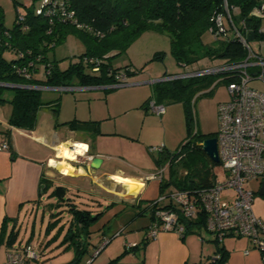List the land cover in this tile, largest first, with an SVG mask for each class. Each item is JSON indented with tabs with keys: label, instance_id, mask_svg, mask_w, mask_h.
<instances>
[{
	"label": "trees",
	"instance_id": "trees-1",
	"mask_svg": "<svg viewBox=\"0 0 264 264\" xmlns=\"http://www.w3.org/2000/svg\"><path fill=\"white\" fill-rule=\"evenodd\" d=\"M36 1L38 0H30L32 7H27L26 13L22 15L23 21L17 22L18 14L11 28L4 26L0 9V83L43 88L112 86L116 83L114 75L120 71L113 68L110 59L125 53L130 45L146 31L165 33L170 40L172 57L185 69L200 60L236 63L247 56V51L234 37L229 27L225 28L220 37L213 38V43L203 42V35L209 33L214 27V17L222 12L224 0H67V12L72 17L59 21L55 18L51 22L49 18L35 13L33 4ZM260 1L226 0V3L229 7L236 8V12L232 15L233 24L243 35L253 32L254 39L264 40V34L259 31L260 20L250 16L251 10ZM71 34L81 37L88 44V48L78 56L76 61L69 62L65 69H61L56 60L48 58V53ZM5 53L13 54L14 58L7 60L4 57ZM111 54L114 55L110 56ZM159 58L161 54H155V59ZM89 60L94 62L88 63ZM41 66L43 77L39 79L35 77V74ZM94 66L98 67L97 72L92 71ZM125 70H127V77L134 75L133 71H129V67H125ZM204 78L205 76L187 77L169 80L164 84H155L151 86V96L147 102L153 99L161 104L162 99L168 98L172 102L181 103L184 107L188 130H190L192 118L188 100L190 96L193 97L207 87V84H211L210 79ZM233 80L235 79L229 78L222 81L227 85ZM3 88L5 87H0V93ZM12 90L11 99L0 98V105L8 103L11 106L7 122L9 127L32 131L36 126L37 114L41 107L50 106L54 110L58 107L59 99H56L53 104L43 102L41 90L23 88ZM86 124L74 121L63 123L70 130L83 131L89 128ZM95 128H93L94 132L97 130ZM213 137H216V133L194 134L196 143L190 148L189 153L202 150L198 143ZM191 141L183 144L177 154L162 153L157 160L159 166L164 162L177 161V156L180 157L179 162L186 158L188 153H183V150ZM213 165L217 164L206 157V165L200 166L194 172L192 179H187L190 174L186 172L184 179L179 182H174L172 171L169 169L168 182L161 181L159 184L160 193L165 186L170 185L181 191L209 190L217 182L212 170ZM43 186V192L47 191L48 186L46 184ZM50 196L56 198V204L66 202V205L72 206L67 202L66 188L63 186L54 187ZM151 203L152 201L148 206L150 210ZM73 207L67 209L71 220L62 243H66L68 247L74 246L75 256L66 264H81V259L88 252L84 239L91 232L87 229L94 220L99 216L102 217L105 211L93 218L89 211ZM162 208L166 209L168 206ZM192 226L205 230L202 217L197 221L185 223V233L189 232ZM62 230L63 227L60 231ZM4 233L5 231L2 235ZM17 235V232L11 230L7 241H14ZM81 236L84 237L83 240ZM106 240L109 242V239L104 238L97 249ZM213 242L217 244L215 255H219V258L211 257L207 261L209 264H224L228 255L224 248L220 247L221 243L215 242L214 238Z\"/></svg>",
	"mask_w": 264,
	"mask_h": 264
},
{
	"label": "rangeland",
	"instance_id": "rangeland-1",
	"mask_svg": "<svg viewBox=\"0 0 264 264\" xmlns=\"http://www.w3.org/2000/svg\"><path fill=\"white\" fill-rule=\"evenodd\" d=\"M40 4V0L34 2L33 9H38ZM27 7H32L30 0H0V9L3 14L4 26L6 28H11L16 16L18 14L24 15ZM224 24L227 26V22H224ZM203 42L207 44L213 43V38L208 32L203 35ZM87 45L88 44L83 41L81 37L71 34L68 35L61 44L55 46L54 49L48 53V58L50 60H56L59 63V67L65 69L69 62L76 61L78 56L86 51L88 48ZM157 53L161 54V58L155 59V54ZM112 55L114 54H111L110 56ZM4 57L7 60H11L14 58V55L11 53H5ZM110 62L113 68L118 69L119 71H123L125 70V67H129L131 71L136 73L133 76L128 77V85L138 83V80L154 82L152 85L149 84L139 87L141 98L137 100L138 105H141V101L150 95L149 88H151V86L153 87L155 84H164L165 82H168L161 81L163 78L171 76L178 77L176 79H184L187 77L180 76L185 75L187 72H196L214 66L212 63H207L206 60H200L187 69L179 66L171 55L170 40L168 36L165 33H155L152 31H146L141 34L130 45L125 53L112 57ZM35 77L39 79L43 77L42 66L35 74ZM204 79H210L211 84H207V87L203 90L200 89L201 91L193 97L190 96L188 100V106L192 118L190 130H188L183 105L181 103L172 102L168 98L162 99L161 104L165 107L166 114L160 117L148 110L144 111L146 115L143 114V116L139 115V109L136 111H128L127 109L123 110L121 108L123 105L120 106V104L122 103V100L126 98L125 96L129 91V88L133 87L115 88L106 94L105 91L98 89L75 90L74 88L78 86H70L68 87L70 89L67 90L43 89L41 90V96L43 102H50L51 104L55 103L56 99L61 97L63 110L58 118L59 122L71 120L76 109L78 115H82V113H88V111L86 112L88 107H99L103 108L105 115H107L106 109H108V107H117L114 112H112L113 114L110 119L101 122L100 131L104 133H112V135L115 133H129L131 136L134 135V137H137V139L140 137L142 138L137 143L127 140L122 141L119 139L122 147L114 144L112 140L108 139L107 144H103L101 149V152L104 154L103 164L96 171L135 175L155 173L154 175H158V178H160L163 183H167L169 169H171L174 182H179L184 179V174L186 172L190 174L187 179H192L194 172L198 170L200 166L206 165L207 156L202 150L189 153L190 148L196 143L193 135L196 133L199 135L204 134L206 133L205 131H212V133H214V131H216V113H214L216 104L221 100L220 98L223 95H227L229 99L226 84L222 81L220 76L208 75L205 76ZM219 82L222 83L218 84ZM213 87L215 89H213ZM12 95V89L3 88L0 93V98L11 99ZM106 99L108 100L109 105H106ZM227 101L228 100L225 102ZM75 105H77V107ZM67 108L71 111V116L68 115L66 117L63 113L66 112ZM48 109L51 110L50 108ZM9 111L10 106L8 104L4 103L0 105L1 124L3 121H6ZM43 116L45 115L41 114L39 119ZM98 117V119H103L101 117L105 116ZM124 128H127V130ZM84 135L89 139H93V134ZM108 138L118 137L110 136ZM190 140L192 141L183 150V153H188V156L180 162V157L177 156V161L174 160L171 163L164 162L159 166V163L157 162L159 157L158 152L151 153L150 151L152 148L157 149L165 147V151L169 154H177L181 146ZM145 141H149V144H143ZM78 144L82 143L79 142ZM79 161H81L80 157L77 158L76 162H73L78 164H75L74 166L72 163V168L76 171L73 175L83 172L80 169L83 165ZM212 168L217 181H224L225 172L221 165H213ZM51 170V177L54 180H59V177L65 175L55 168L51 167ZM96 177L97 176L93 177L92 180L106 185V188L112 192V199H129L132 197L125 196L123 194V188L120 185L115 184L111 179L103 181V178ZM113 177L122 178V176L119 175H113ZM160 180H157L158 184L161 183ZM70 181L65 180L67 184H63L66 185L68 191V194H66V198L68 199L67 202L72 204V206H68L66 210L69 207L74 208L73 206H75L78 210L89 211L93 218L96 217L98 213L106 211L104 216H99L98 219L90 224L89 229H87L91 233L89 236L86 235L87 238L84 239L85 247L88 251L84 258L88 259L92 254L93 247L102 241L103 234L108 237L105 239H109L112 242L117 238V236H112V234L115 233L122 224H127L126 220L129 217L131 218V215L134 217V213H137V210L122 205L121 203L113 204L109 201H107L105 206H100L99 203L105 201V195L102 191L96 188L91 179H87L85 183L83 179H74L73 181ZM260 182L261 180L248 182L244 185V188L253 192V202L251 205L252 211L258 219L264 222V195L259 194ZM154 188V183H150L146 193H143L142 197H145V195L153 197L156 194ZM174 190L175 187L173 185L165 186L162 193H160V190L158 191L156 198L159 196L166 197ZM232 196L233 195L230 191L226 193L223 192L221 199L224 201L232 198ZM151 200L152 198L141 201L140 210L143 211V215H136L137 217L132 226H142L148 222L151 212L148 206ZM44 207L47 209V205H44ZM46 209L41 206L35 214L34 220L32 219L28 224H25V226L23 225V228L20 229L18 234L19 240H25L24 233L29 234V232H33V235L31 236L33 246L36 247V249L42 248L44 251V256H41V259H39L42 264H66L73 260L75 256L74 246L71 245L68 247L66 243H62L71 217H69L68 211H66L67 214H65L67 216L64 215V212H57L53 216H50ZM107 221L108 224H106ZM61 227H63L62 232L60 231ZM25 228H27V230ZM200 233L204 237H208V240H213V235L206 232L204 229H201ZM81 238L83 240L84 237L81 236ZM207 243L213 246L217 245L215 243ZM96 247H99V245ZM7 252L8 249L5 248L3 244H0V264L5 262Z\"/></svg>",
	"mask_w": 264,
	"mask_h": 264
},
{
	"label": "crops",
	"instance_id": "crops-1",
	"mask_svg": "<svg viewBox=\"0 0 264 264\" xmlns=\"http://www.w3.org/2000/svg\"><path fill=\"white\" fill-rule=\"evenodd\" d=\"M261 2H264V0H261ZM259 20V31L264 34V19ZM250 48L253 53L264 58V40L259 38L253 39V41L250 42ZM207 63H212L213 65L220 64L218 61H207ZM248 71L255 75L259 73L260 69L256 66H252L248 69ZM137 82L138 83L123 86L133 88H129V91L125 96L126 98L122 100L120 106L123 105L121 108L123 110L127 109L128 111H136L139 109V115L143 116V114L146 115L144 111H147L146 103H148L147 101L151 96L152 88H149L150 95L141 101V105H138L137 100L141 98L139 87L149 84L152 85L154 82L146 80H138ZM220 83L222 82H219L218 84ZM248 86L264 93V79L254 78L248 83ZM115 88L116 87L112 86H88L75 87L74 89H98L105 91L107 94V92ZM43 89L58 90L56 88L46 87L39 90ZM57 99H59V104L56 110L52 109L50 106L41 107L37 114L36 126L32 131L19 130L9 127L7 122L11 113V106L6 103L10 106V111L8 112L9 115L6 121H3L2 124L0 122V144L4 141L8 144L6 149L0 150V244H3L8 251L13 248H20L28 243L33 245L31 242L33 232H29V234L24 233V241L19 240V235H17L14 241L9 242L7 241V236L11 230L12 232H17V234H19L23 225L25 226V224H28L32 219L34 220L35 214L41 206L46 209L44 205H47L46 210L49 212L50 216H53L57 212H64V215L67 214L66 208L69 205H66V202L56 204V198L50 196L53 188L56 186H63L66 188V194H68L66 185H63L67 184L65 180L73 181L74 179H83L85 183L87 179H91L96 188L102 191L105 195V201L99 203L100 206H105L107 201L113 204L121 203L122 205L137 210V213H134V217L131 215V218L129 217L126 220L127 224H122L120 228L112 234V236H117L116 239L112 242L109 240V242L100 249L98 254L94 256V253L97 250L96 246L100 244L99 242L93 247L92 254L88 259L84 257V259H81V264H200L207 262V260L215 256L217 250L216 245L213 246L207 243H214L213 240H208L209 238L204 237L200 233V230L194 226H192L190 231L185 233L182 238L173 232L160 231L154 239H146L145 237L146 229L151 223V215H149L148 222L145 225L132 226L137 217L136 215H143V211L140 210L141 201L149 198H152L151 201H153L157 197L159 191L158 181L156 179H148L149 176H152L155 173L135 175L92 171L88 167L89 161L87 158L100 157L103 159L104 154L101 152V149L103 144H107L108 139L112 140L114 144L122 147L119 139L122 141L127 140L137 143L142 138L140 137L137 139V137H134V135L131 136L129 133H115L112 135V133H104L100 131L101 122L110 119L113 114L112 112H114L117 107H108V109H106L107 115H105L104 109L99 107H88V110H86L88 113H82V115H78L76 109L75 113L71 117V120L59 122L58 118L62 114L61 111L63 110V106L61 97ZM220 99L221 100L218 101L216 108L214 109V113H216V131L218 125L217 106L228 100V96L223 95ZM106 105H109L107 99ZM75 106L77 107V105ZM41 114L45 116L39 119ZM63 115L66 117L68 115L71 116V111L67 108ZM98 116L105 117H101L103 119H98ZM73 121L87 123V128H89L84 131L70 130L66 125H63V123ZM95 125L97 130L94 132L93 128H95ZM124 129L127 130V128ZM216 131H214V133H216ZM205 132L206 133L204 134L212 133V131ZM84 134H93V139H89ZM110 136H116L118 138H108ZM79 142L86 145L88 151L87 157H81V164L83 166L80 169L83 172L77 175H62L59 177V180H54L51 177L52 170L48 164V160L54 157L55 148L60 144L70 145L77 144ZM143 144H149V141H145ZM157 149L152 148L150 151L151 153L158 152L159 160L160 155L167 151H165V147H162L160 151H157ZM113 175H119L122 176V178H115ZM95 176L101 179L103 178V181L111 179L115 184L120 186L121 183L127 184L129 186V191L126 192L124 190L123 194L125 196L132 197L129 199H112V192L106 188V185L92 180ZM150 183H154V191L156 190V194L153 196L154 198L146 195L145 197H142V194L146 193ZM43 184L48 186V189L45 192H43ZM65 197H67V195ZM105 213L106 211L104 214ZM69 217H71L70 214ZM25 229L27 230V228ZM3 231H5L4 235H2ZM104 238L108 237L103 234V238L101 240ZM129 245L132 248H130ZM220 247L224 248L228 255L224 264H261L259 252L246 238L226 236L221 242ZM36 251L39 256L38 260L32 261L31 264H42L39 259H41V256H44V251L42 248H37ZM245 252H247V254H245Z\"/></svg>",
	"mask_w": 264,
	"mask_h": 264
},
{
	"label": "built area",
	"instance_id": "built-area-1",
	"mask_svg": "<svg viewBox=\"0 0 264 264\" xmlns=\"http://www.w3.org/2000/svg\"><path fill=\"white\" fill-rule=\"evenodd\" d=\"M40 2V7L35 10V13L49 18L50 22L55 18L59 21L72 17L67 12V0H40ZM56 12L60 14L56 15ZM233 12H236V8L229 7L224 0L223 10L214 17V27L209 33L213 38H218L225 28L229 27L234 37L247 51V56L240 62L220 63L212 68L187 72L180 76L218 75L222 80L235 79L226 85L228 101L217 106L218 125L215 138L219 164L225 172V179L222 182L217 181L209 190L189 192L175 189L168 196H159L153 200L150 212L151 223L146 230V238L154 239L160 231L173 232L182 237L186 231L185 223L197 221L202 217L205 231L213 235L215 242L221 243L226 236L246 238L259 252L261 264H264V222L258 219L252 211L253 192L244 188L248 182L264 180V93L248 86L254 78L264 79V58L251 51L247 35H243L234 26ZM250 16L264 19V2L260 1L251 10ZM22 21L23 16L18 15L17 22ZM224 22H227V26ZM93 62V60L88 61V63ZM252 66L258 67L259 73L255 75L250 73L248 69ZM92 71L97 72L98 67L94 66ZM126 72L127 70H123L114 75L116 83L112 87L119 88L128 85ZM24 76L28 78L27 75ZM176 78L178 77L169 76L161 81ZM24 87L36 90L43 88ZM147 110L157 116L165 113V107L153 99L147 103ZM7 147L6 141L0 144V150ZM160 150L161 148L157 149V151ZM83 156H87V150L84 151ZM87 159L90 162L91 158ZM148 179L160 180L158 175L149 176ZM228 191L233 195L232 198L222 201V193ZM160 205L168 206V208L163 209ZM107 243V240L104 241L95 251L94 256ZM38 257L35 247L28 243L20 248L9 250L3 264H31L32 261H37ZM218 258L219 255L213 256V259ZM201 264H209V262Z\"/></svg>",
	"mask_w": 264,
	"mask_h": 264
},
{
	"label": "bare ground",
	"instance_id": "bare-ground-1",
	"mask_svg": "<svg viewBox=\"0 0 264 264\" xmlns=\"http://www.w3.org/2000/svg\"><path fill=\"white\" fill-rule=\"evenodd\" d=\"M85 150H87V146L84 144H60L55 148V155L48 160V164L62 174L73 175L76 171L72 168V163L76 162L77 158L82 157ZM121 187L126 192L129 191L127 184L121 183Z\"/></svg>",
	"mask_w": 264,
	"mask_h": 264
},
{
	"label": "water",
	"instance_id": "water-1",
	"mask_svg": "<svg viewBox=\"0 0 264 264\" xmlns=\"http://www.w3.org/2000/svg\"><path fill=\"white\" fill-rule=\"evenodd\" d=\"M254 36L253 32L247 33V40L249 42L253 41ZM0 87L10 88V89H17V88H23L26 89L24 86L19 85H12V84H3L0 83ZM41 88H38L39 90ZM198 145L201 147L202 151L205 153V155L215 164H219V156H218V148H217V140L215 137L213 138H207L202 140ZM103 163V159L100 157H94L91 158L89 162V169L92 171H96L101 167V164ZM259 194L264 195V180L261 181Z\"/></svg>",
	"mask_w": 264,
	"mask_h": 264
},
{
	"label": "flooded vegetation",
	"instance_id": "flooded-vegetation-1",
	"mask_svg": "<svg viewBox=\"0 0 264 264\" xmlns=\"http://www.w3.org/2000/svg\"><path fill=\"white\" fill-rule=\"evenodd\" d=\"M80 163H81V161H79ZM74 164V166H75V164H78V163H73Z\"/></svg>",
	"mask_w": 264,
	"mask_h": 264
},
{
	"label": "clouds",
	"instance_id": "clouds-1",
	"mask_svg": "<svg viewBox=\"0 0 264 264\" xmlns=\"http://www.w3.org/2000/svg\"><path fill=\"white\" fill-rule=\"evenodd\" d=\"M57 89V88H56ZM87 154H88V151H87ZM87 157V156H86ZM81 158V157H80Z\"/></svg>",
	"mask_w": 264,
	"mask_h": 264
}]
</instances>
